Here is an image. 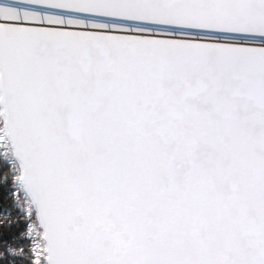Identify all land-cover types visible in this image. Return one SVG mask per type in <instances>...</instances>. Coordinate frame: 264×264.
I'll list each match as a JSON object with an SVG mask.
<instances>
[{
  "label": "snow or ice",
  "instance_id": "6c2138e0",
  "mask_svg": "<svg viewBox=\"0 0 264 264\" xmlns=\"http://www.w3.org/2000/svg\"><path fill=\"white\" fill-rule=\"evenodd\" d=\"M0 264H264V0H0Z\"/></svg>",
  "mask_w": 264,
  "mask_h": 264
}]
</instances>
